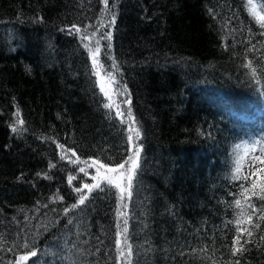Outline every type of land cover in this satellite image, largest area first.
<instances>
[{
	"label": "trees",
	"instance_id": "16d2710c",
	"mask_svg": "<svg viewBox=\"0 0 264 264\" xmlns=\"http://www.w3.org/2000/svg\"><path fill=\"white\" fill-rule=\"evenodd\" d=\"M246 4L108 0L105 12L103 0H0V264L28 251L37 256L25 264H118L113 192L71 209L83 160L114 166L127 155L126 127L103 107L82 41L85 28L107 31L110 15L101 65L126 87L142 132L127 212L131 264H264V221L256 212L259 229L237 225L248 182L231 179L232 148L264 140V29ZM17 109L24 124L14 133ZM237 227L253 235L241 233L247 251L233 257Z\"/></svg>",
	"mask_w": 264,
	"mask_h": 264
},
{
	"label": "snow or ice",
	"instance_id": "6c2138e0",
	"mask_svg": "<svg viewBox=\"0 0 264 264\" xmlns=\"http://www.w3.org/2000/svg\"><path fill=\"white\" fill-rule=\"evenodd\" d=\"M105 5V12L109 11L108 8V0H103ZM249 14L255 19V22L259 25L261 29H264V5L260 7L258 10L257 5L252 2V0H248V3L245 5ZM115 22V16H112L111 23ZM103 26V25H102ZM110 26V25H109ZM72 29L75 30L76 33L81 31L80 28L75 25L72 26ZM85 33L87 32V28L84 29ZM261 36H264V31L260 33ZM96 33H91V37L95 38ZM83 39H89L87 35L83 37ZM101 39L107 40L109 43L107 47L111 48V40L112 35L111 32L103 33ZM261 46L264 47V41L261 42ZM84 48L88 51V55L92 60V75L97 77L96 83L100 87L101 93L107 98L108 102L103 104L105 109H116V117H121L120 124H127V136H126V144L127 155L121 162L113 161L112 164L114 166H110V164L102 163L99 160H92L90 166L96 168V175L92 177V180L95 183L88 184L85 183L83 188L76 187L73 190L78 194V201L71 206V209H76L78 206L83 205L85 201L88 199V195L84 193L83 189H87L90 194L93 190L104 191L105 189L111 191L115 189V195L117 199V207H116V216L118 223L116 225V239H115V248L118 254V259L123 258V264H131L132 257V245L128 242L127 239V213L126 211H122L121 209H127V203H125V198L128 199L132 196V188L135 177L138 174V170L141 167V153L143 151V146L137 143L142 138V132L140 128L137 126V121L135 120L131 107H130V96L127 100H124L122 103L129 105L124 111H121V104L116 103L113 99L114 95L125 96L127 95L126 87L120 88L117 87L116 92L112 91V85H119V81L116 80L115 75L109 72L107 75L109 79L107 81H102L100 78L99 68L102 65L99 64V54H100V40L95 41V47H90L89 44H84ZM256 46L252 45L251 48L248 49L249 52L255 51ZM264 59V57H262ZM113 68H118V65L115 63V59L113 58ZM243 67L249 69V74L253 79H256L257 83L260 82L258 77L257 68L253 66V62L249 61L247 64H244ZM261 73H264V65H261ZM126 113V119L125 117ZM17 121L14 125H12V131L19 132L22 130L21 126L24 124V121L20 119L19 109L16 112ZM110 118H115L110 115ZM58 147H63L62 145H58ZM257 148H259V155H254L257 152ZM234 167L231 174V179L233 181H245L248 182L247 186L242 183L240 184V188L242 191L240 192V197L242 199L235 200V208L238 209L236 223L239 225L241 222H245L248 224H252V215L256 212L260 213L259 219L264 221V206H261L259 209L256 208L254 204L250 203L252 197H256L261 201H264V140L254 141L251 144H238L234 149ZM73 155L75 153L73 152ZM250 157V159H249ZM65 157L62 156L61 159ZM85 163H88L85 161ZM248 166L249 172L246 174L243 169L245 166ZM50 167H54V165H50ZM81 172H84L85 169L81 168ZM87 175V173H85ZM250 177H256L255 179H251ZM74 177L69 176L68 183L71 184ZM103 182V186H102ZM58 199H63L62 197H58ZM65 214H67L70 209L65 208ZM123 217V227L121 228V224L119 223L120 218ZM71 222V221H69ZM253 228L259 229L260 224L255 223L252 224ZM237 235L235 239L232 241V247H230L229 251L233 257L239 255H243L247 249L244 247V244H241V233L246 232L248 237H252L253 232L248 229H241L237 227ZM123 237V239H122ZM261 241H264V236H260ZM251 242L250 240H245V244ZM3 244V239L0 238V245ZM24 248H28L27 244L23 245ZM12 249H8L11 251ZM36 251H28L26 254L19 255L14 264H25L30 257H36ZM234 264H240V261L235 260Z\"/></svg>",
	"mask_w": 264,
	"mask_h": 264
},
{
	"label": "rangeland",
	"instance_id": "374dc122",
	"mask_svg": "<svg viewBox=\"0 0 264 264\" xmlns=\"http://www.w3.org/2000/svg\"><path fill=\"white\" fill-rule=\"evenodd\" d=\"M247 1V3H248V0H246ZM252 2L254 3V4H256L253 0H252ZM258 8V7H257ZM259 10V9H258ZM110 14H112V13H110ZM111 16V19H112V15H110ZM105 18H106V16H105ZM111 19H110V23H109V25L111 24ZM107 21H104L103 22V24H99L100 26H102L103 25V27H107L108 29H107V31H104V33H106V32H108V31H110V29H109V26H108V22L106 23ZM91 33L92 32H86L84 35H83V37L85 36V35H87L88 37H89V39H83V37H82V41H83V43L84 44H89L90 45V47H95V41L98 39V40H100V53H101V50H102V48H103V41H105L104 39H101V34L100 33H97L96 34V36H95V38H92L91 37ZM83 47H84V45H83ZM86 50V49H85ZM86 52H87V54H88V51L86 50ZM88 57H89V55H88ZM98 59H99V64L101 65V58H100V54H99V57H98ZM89 60H90V63H91V67H92V60H91V58L89 57ZM92 69V68H91ZM93 70V69H92ZM99 71H100V78L102 79V81H107L108 79H109V77H108V71L106 70V69H104L103 68V66L102 67H100L99 68ZM114 75V74H113ZM95 77V80L97 81V77L96 76H94ZM117 80V79H116ZM97 84V83H96ZM117 87H119V85H116V84H113L112 85V91L115 93L116 92V89H117ZM97 88H98V90H99V92H100V94L103 96V98H104V103H107L108 102V100H107V98L103 95V93H101V91H100V87L98 86V84H97ZM118 98V95H114L113 96V99H114V101L116 102V103H120L121 104V111H124L127 107H128V105L127 104H124V103H122L124 100H127L126 99V96H122L121 97V100L120 99H117ZM112 110V112H114L115 113V115H116V109H115V107L113 108V109H111ZM118 118V120H119V122H120V119H121V117H117ZM125 119H126V113H125V117H124ZM125 127H126V132H127V128H128V125L127 124H123ZM254 142V141H253ZM253 142H240V143H238V144H245V143H248V144H251V143H253ZM137 143H139L140 144V141H138ZM238 144H236V145H238ZM235 145V146H236ZM235 146L232 148V160H233V167H234V156H235V153H234V149H235ZM258 153V154H257ZM259 155V148H257V152L256 153H254V155ZM250 158V157H249ZM93 159H87V160H83L82 161V163H81V166H79L80 168H78L77 169V172H80V175H81V177L83 178V182L80 184V188H83V185L85 184V183H88V184H92V183H95V181H93L92 180V177L93 176H95L96 175V168L95 167H92V166H90V164H91V161H92ZM85 161H87L88 163H85ZM81 168H84L85 169V171L84 172H81L80 171V169ZM85 173H87V175L85 174ZM102 186H103V182H102ZM83 191H84V193L85 194H87V195H89V193H88V190L87 189H83ZM95 191H97V190H93L92 192H95ZM112 192H113V196H114V206H115V209H114V212H115V214H114V218H115V232L117 231V227H116V225H117V223H118V220H117V216H116V207H117V199H116V195H115V189H112L111 190ZM91 192V193H92ZM125 203H127V209H121L122 211H126V213L128 212V208H129V204H130V199H128L127 197L125 198ZM123 217H121L120 218V220H119V223L121 224V228L123 227ZM128 228V227H127ZM122 239H123V237H122ZM117 252V251H116ZM117 257H118V254H117ZM117 261H118V264H123V258H120V259H118L117 258Z\"/></svg>",
	"mask_w": 264,
	"mask_h": 264
}]
</instances>
